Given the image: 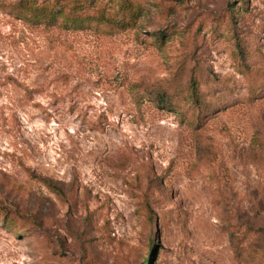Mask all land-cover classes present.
Wrapping results in <instances>:
<instances>
[{"label":"rangeland","instance_id":"374dc122","mask_svg":"<svg viewBox=\"0 0 264 264\" xmlns=\"http://www.w3.org/2000/svg\"><path fill=\"white\" fill-rule=\"evenodd\" d=\"M94 1L0 0V264H264V0Z\"/></svg>","mask_w":264,"mask_h":264},{"label":"trees","instance_id":"16d2710c","mask_svg":"<svg viewBox=\"0 0 264 264\" xmlns=\"http://www.w3.org/2000/svg\"><path fill=\"white\" fill-rule=\"evenodd\" d=\"M110 1H112V0H110ZM94 2H96V0ZM117 3H119L118 4L119 5L118 6L119 11L122 14L126 13L128 15V17H129V21L128 22H130L131 20H133L135 18L136 14L138 12V9L136 7H134L133 5H131L128 0H118ZM124 20L125 19L122 18V19L117 20V22L118 23H122ZM117 22L115 21L114 24H117ZM153 245H154V243L151 242V247L149 249V253H151V254L155 253V249H154ZM129 255H130V253L128 252V253H126V254L121 256L122 261L125 262V264H129V258H130ZM151 263H152V257H150V256H148L147 259L144 260L143 262H141L140 260L137 261V264H151Z\"/></svg>","mask_w":264,"mask_h":264}]
</instances>
